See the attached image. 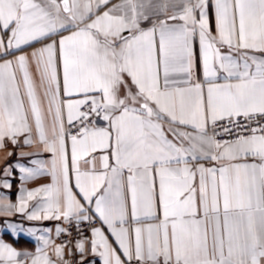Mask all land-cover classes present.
<instances>
[{
  "label": "snow or ice",
  "instance_id": "snow-or-ice-1",
  "mask_svg": "<svg viewBox=\"0 0 264 264\" xmlns=\"http://www.w3.org/2000/svg\"><path fill=\"white\" fill-rule=\"evenodd\" d=\"M110 4L0 0V146L35 134L50 172L17 167L53 181L0 212L86 222L103 264H264V0ZM0 264L54 261L0 241Z\"/></svg>",
  "mask_w": 264,
  "mask_h": 264
},
{
  "label": "crops",
  "instance_id": "crops-1",
  "mask_svg": "<svg viewBox=\"0 0 264 264\" xmlns=\"http://www.w3.org/2000/svg\"><path fill=\"white\" fill-rule=\"evenodd\" d=\"M121 0H111V4H118ZM162 2V0H153V3ZM109 5V7L111 6ZM143 26H150L148 23H145ZM67 34V33H65ZM6 39V38H5ZM40 44H35L34 47H40ZM33 46H22L21 50H13L16 55L20 54H30L34 50ZM196 52L197 56L199 55L198 41L196 43ZM4 59H14L13 56H3L0 55V63ZM31 72L33 74L34 80L39 82V73L35 70V65H32ZM57 71L62 82V67L60 66L59 60H57ZM197 76L200 79H203L201 72L197 71ZM50 126V120L48 121ZM26 136L21 135L17 138V143L14 145L7 137L4 139L2 146H0V197H3L0 200V204H12L17 205L19 203V198L22 194H26L27 191L34 190L38 187L52 184V177L50 174H44L37 176L31 179H22L25 175L20 171V168L17 165L35 168L38 165L31 163L33 160L44 161L46 173L50 172L51 168V153L45 152L43 146L39 143L38 137L33 134V143L30 145H25L24 140ZM68 159L69 163L71 161V145L70 141L68 142ZM206 167L212 166L207 161H204ZM12 166L9 171V175H5V169ZM7 181L11 184V188L3 187L4 182ZM73 191L77 192L78 189H75V179L74 175L72 177ZM79 198V197H78ZM83 202V201H82ZM36 204V200L28 202V211L32 210V207ZM7 223L16 224L19 227L17 229L16 235L12 233L11 230L6 228ZM66 221L63 219L55 220H28L26 213L15 212V209H12L11 214H5L0 212V241L9 244L11 247L15 248L17 251L24 253L28 252L32 255L37 253V248H43L44 252L54 261V264H80L81 260L84 261V264L88 262H94V264H103L102 258L98 254H93L88 243L85 244V252L83 256L76 249L75 245L64 247L63 258L59 259L55 254V246H57L56 238L57 227L63 229ZM28 229L36 230L34 234H30ZM44 229L49 231L44 232ZM107 234V233H106ZM45 236L49 241V244L45 246L43 241L38 239L39 236ZM111 239V237H110ZM115 246V245H114ZM23 259V256L21 257Z\"/></svg>",
  "mask_w": 264,
  "mask_h": 264
},
{
  "label": "built area",
  "instance_id": "built-area-1",
  "mask_svg": "<svg viewBox=\"0 0 264 264\" xmlns=\"http://www.w3.org/2000/svg\"><path fill=\"white\" fill-rule=\"evenodd\" d=\"M241 118V123H242ZM218 139L224 140L228 139L227 136L221 135L217 137ZM96 226L99 227V222H96ZM64 231H61L58 237L56 238L57 245L73 246L76 245L78 241H90L91 239V228L89 225L84 222L80 223L77 226L75 220H72L70 223L66 222L63 227Z\"/></svg>",
  "mask_w": 264,
  "mask_h": 264
}]
</instances>
